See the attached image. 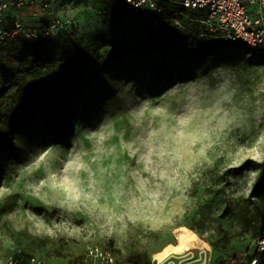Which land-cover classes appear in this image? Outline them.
Masks as SVG:
<instances>
[{"label":"rangeland","instance_id":"rangeland-1","mask_svg":"<svg viewBox=\"0 0 264 264\" xmlns=\"http://www.w3.org/2000/svg\"><path fill=\"white\" fill-rule=\"evenodd\" d=\"M117 1L114 18L103 0L18 14L57 24L40 56L27 39L0 43V264L18 250L76 264L90 247L153 264L181 228L209 264H252L264 254V57L218 37L225 48L197 57L180 10L156 23ZM170 24L181 38L149 51ZM26 90L77 96L14 132Z\"/></svg>","mask_w":264,"mask_h":264},{"label":"built area","instance_id":"built-area-1","mask_svg":"<svg viewBox=\"0 0 264 264\" xmlns=\"http://www.w3.org/2000/svg\"><path fill=\"white\" fill-rule=\"evenodd\" d=\"M58 0H0V40L25 35L36 38L40 32L50 36L57 31V24L42 25L41 29L27 28L20 19L7 26L12 13H23L33 9L49 10ZM127 8L134 14L142 15L147 11L159 14L167 10L197 11L202 15L196 19L210 34L233 45H240L264 57V0H125ZM247 5L249 7H247ZM174 13L173 15H177ZM161 19L156 20V23ZM241 261V260H240ZM231 261L230 264H235ZM9 264H48L44 259L18 250ZM83 264H120L114 253L100 247H90L84 254ZM153 264H209L204 251L197 255L188 251L174 255ZM252 264H256L254 261Z\"/></svg>","mask_w":264,"mask_h":264},{"label":"trees","instance_id":"trees-1","mask_svg":"<svg viewBox=\"0 0 264 264\" xmlns=\"http://www.w3.org/2000/svg\"><path fill=\"white\" fill-rule=\"evenodd\" d=\"M169 0H164L162 3L168 4ZM122 2L125 4V7L127 8L126 1L122 0ZM103 8L102 11L105 16L107 17H117L122 13V7L119 6L117 0H103L102 2ZM128 9V8H127ZM129 10V9H128ZM170 10V9H169ZM172 10V9H171ZM168 11V10H167ZM153 14L156 17L158 16L156 20L160 19L161 16H164L165 13L159 14L156 12H150L147 11L145 14H142V16H147ZM184 15L187 16V18H184L185 16H180L179 19L182 21L183 27L187 30L188 33H185L184 36H182L184 39H191L194 44L190 47V52L194 54L197 57L205 58L214 52L225 48L223 46V43L221 40H217L216 36L210 34L207 32L199 22H196V19H198L202 14L197 11H184ZM15 20H19L18 13H12L9 15L7 19V26L13 25V22ZM49 24L48 22H41L39 26L35 27L38 29L42 28V25L47 26ZM26 27V26H25ZM33 28V27H30ZM203 28V32L200 30ZM156 41L151 45V47L148 49L149 51H156L158 49H165L168 47H171L174 45L175 41L181 38V32L178 30L177 27L170 24L167 30H162L158 36H156ZM27 39L31 43L35 44V55L40 56L44 50L45 47L48 45L49 36H46L40 32V34L36 38H27L25 35H19L14 38H9L8 40H14V39ZM220 39V38H219ZM7 40V39H5ZM4 40V41H5ZM0 43H3L2 40H0ZM229 44V43H228ZM230 46H236L233 44H229ZM145 51H142L144 53ZM109 55H113L109 53ZM116 60H119L118 58H113L112 62H115ZM99 74V72H98ZM97 74V75H98ZM28 92V97L25 100V106L21 109L22 114L20 116H17L15 119L9 121L6 125V127L14 132L18 131L22 127L26 125L28 122V118L26 116L37 110L41 111H53L60 107L62 104H64L66 101L70 100V98H73L77 96V93L71 94L70 92L61 94L59 96H55L54 94H51L49 97L45 96L43 92L36 93V94H29V90H26ZM4 136L2 131L0 130V144L4 141ZM1 148V145H0ZM263 217H264V208H263ZM262 237L264 239V218L262 221ZM84 255H81L78 258V261L76 264H83ZM259 261V264H264V256L263 257H256L253 259L252 263L254 261Z\"/></svg>","mask_w":264,"mask_h":264},{"label":"bare ground","instance_id":"bare-ground-1","mask_svg":"<svg viewBox=\"0 0 264 264\" xmlns=\"http://www.w3.org/2000/svg\"><path fill=\"white\" fill-rule=\"evenodd\" d=\"M198 242L204 243V241L195 232L181 228L178 230L176 242L168 244L161 250L155 252L154 259L162 262L171 256L185 254L186 252L191 251L192 247ZM263 256L264 254L262 257ZM256 264H259V261L256 260Z\"/></svg>","mask_w":264,"mask_h":264}]
</instances>
